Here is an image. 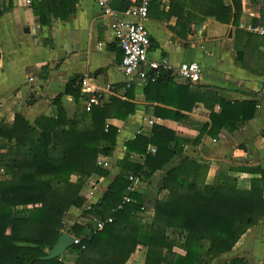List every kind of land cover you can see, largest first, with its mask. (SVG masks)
<instances>
[{
	"label": "crops",
	"instance_id": "obj_1",
	"mask_svg": "<svg viewBox=\"0 0 264 264\" xmlns=\"http://www.w3.org/2000/svg\"><path fill=\"white\" fill-rule=\"evenodd\" d=\"M210 1H150L144 23L150 39L147 60L167 61L173 78L170 84L147 87V82L137 77L129 82L124 75L122 52L110 27L114 21H133L124 14L132 5L130 0H111L115 16H105L94 0H31L29 7L0 0V123L12 124L16 114L30 123L39 116L55 117L52 100L63 93L70 79L80 77L81 91L98 95L99 102L117 97L135 105L125 120L106 122L117 129L116 145L111 157L104 159L108 168L98 166L105 175H91L82 189L86 209L102 198L120 173L118 161L128 154L125 144L135 138L139 129L149 136L154 126L173 133L181 141L178 144L183 157L203 167L200 185H212L229 176L247 184L253 176L230 169L264 167V36L250 34L240 25L264 26V0H240L237 14L233 0H222L230 12L222 14L221 20L200 12L207 9ZM184 63L200 66L201 79L197 83L176 76V69ZM210 91L229 109L236 108L227 115L233 128L217 122L216 137L200 133L204 125L210 126V111L200 102L191 107V94ZM61 104L71 117L77 102L63 96ZM220 110L217 106L213 113L219 114ZM150 120L154 122L152 126L147 124ZM175 147L170 141V149ZM130 158L133 164L143 163L138 154L131 153ZM161 173L149 181L142 178L136 190L145 203L141 214L145 221L153 217L154 200L165 196L157 192ZM80 213L71 208L64 223L84 226L91 221ZM145 251L138 247L126 264H144ZM62 256L66 264L75 261V255L67 251ZM232 257H244L249 264H264V218L242 235L230 253L213 264Z\"/></svg>",
	"mask_w": 264,
	"mask_h": 264
},
{
	"label": "trees",
	"instance_id": "obj_2",
	"mask_svg": "<svg viewBox=\"0 0 264 264\" xmlns=\"http://www.w3.org/2000/svg\"><path fill=\"white\" fill-rule=\"evenodd\" d=\"M233 1L237 14L240 0ZM200 12L221 20L230 9L222 0H212ZM172 72L160 69L156 81L145 85L170 84ZM81 82L80 77L70 79L63 93L52 100L55 117L39 116L30 123L16 114L12 124L0 123V264H66L63 256L42 259L63 229L79 239L67 250L75 255L73 264H126L138 247L146 248L144 264H213L264 218L262 165L230 169L253 176L247 184L229 176L200 185L203 167L183 157L181 141L159 126L149 136L140 134L125 144L128 154L118 161L120 173L102 198L86 209L82 189L91 175H105L97 162L111 157L116 145L117 129L106 122L125 120L135 105L110 97L86 112L83 103L91 94L81 91ZM63 96L77 102L71 117L61 104ZM190 96L191 107L200 102L210 111V126L204 125L200 133L216 137L217 122L233 128L227 115L236 108L229 109L215 92ZM217 106L219 114L213 113ZM170 141L175 148L170 149ZM129 152L142 156L143 163L133 164ZM158 172L162 173L157 192L165 196L154 200L153 217L145 221L141 217L145 203L137 191L129 194L130 202H123L128 176L149 181ZM71 208L90 219L111 218L112 223L99 231L88 223L66 224ZM219 264L249 263L244 257H232Z\"/></svg>",
	"mask_w": 264,
	"mask_h": 264
},
{
	"label": "built area",
	"instance_id": "obj_3",
	"mask_svg": "<svg viewBox=\"0 0 264 264\" xmlns=\"http://www.w3.org/2000/svg\"><path fill=\"white\" fill-rule=\"evenodd\" d=\"M25 6L31 5V0H13ZM96 5L105 16H115V12L110 7L111 0H94ZM131 6L125 11V15L132 19L128 24L114 21L111 24V30L115 41L122 52L121 67L124 75L130 82L137 77L142 82H154L157 79V72L160 69H170L167 61L163 60L161 63L148 62L147 54L150 47V39L148 31L145 27V20L148 15V8L151 0H130ZM240 28L244 31L257 35L264 36V26L254 24H241ZM145 67V69L143 68ZM176 76L189 83L195 84L201 79V68L197 63H184L176 69ZM83 82V80H82ZM81 82V85H82ZM91 96L84 103V109L89 112L91 108L99 104V96L94 93H89ZM153 120L148 121V125H153ZM136 136L142 134V129L136 131ZM152 152L155 150L152 149ZM97 165L102 168H108V163L104 160H98ZM128 186L126 187V195L123 202H130L129 194L136 191L139 185V178L135 176H128ZM112 223L111 218L105 221L101 219H91L88 224H91L94 230H101L105 224ZM62 233H66L63 229ZM72 236V235H71ZM73 237V245L79 243V239Z\"/></svg>",
	"mask_w": 264,
	"mask_h": 264
},
{
	"label": "water",
	"instance_id": "obj_4",
	"mask_svg": "<svg viewBox=\"0 0 264 264\" xmlns=\"http://www.w3.org/2000/svg\"><path fill=\"white\" fill-rule=\"evenodd\" d=\"M199 27V26H196ZM1 50H0V59H1ZM73 246V237L69 234L62 233L55 245L52 247L51 250L48 251L47 255L43 257V260H53L58 257H61L69 248Z\"/></svg>",
	"mask_w": 264,
	"mask_h": 264
},
{
	"label": "rangeland",
	"instance_id": "obj_5",
	"mask_svg": "<svg viewBox=\"0 0 264 264\" xmlns=\"http://www.w3.org/2000/svg\"><path fill=\"white\" fill-rule=\"evenodd\" d=\"M86 222V221H85Z\"/></svg>",
	"mask_w": 264,
	"mask_h": 264
}]
</instances>
